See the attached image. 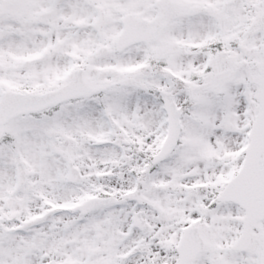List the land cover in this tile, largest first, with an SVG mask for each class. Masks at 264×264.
Returning a JSON list of instances; mask_svg holds the SVG:
<instances>
[{"label": "snow or ice", "instance_id": "obj_1", "mask_svg": "<svg viewBox=\"0 0 264 264\" xmlns=\"http://www.w3.org/2000/svg\"><path fill=\"white\" fill-rule=\"evenodd\" d=\"M0 264H264V0H0Z\"/></svg>", "mask_w": 264, "mask_h": 264}]
</instances>
